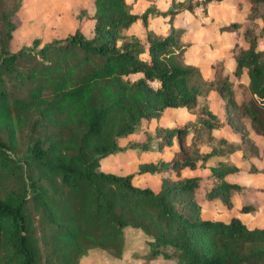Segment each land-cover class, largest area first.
I'll use <instances>...</instances> for the list:
<instances>
[{"label": "trees", "instance_id": "trees-1", "mask_svg": "<svg viewBox=\"0 0 264 264\" xmlns=\"http://www.w3.org/2000/svg\"><path fill=\"white\" fill-rule=\"evenodd\" d=\"M220 1L170 0L165 12L148 7L135 14L126 0H92L93 14L78 12L72 34L45 44L33 39L15 52L10 51L14 11L0 12V264H79L91 249L121 258L126 229L143 234L146 261L264 264V228L248 229L236 215L227 223L201 215L203 199H218L232 210L234 194L242 201L240 213L255 210L246 200L247 188L226 180L237 168L219 162L209 168L208 183L180 177L198 162L204 167L215 153L200 155L185 143L192 129L219 127L207 106H198L211 90L223 100L226 122L243 144L258 153L245 119L264 139V50L258 49L260 39L264 45V11L259 14L264 0H247L249 23L259 20L262 26L247 25L242 35L248 48L233 50L234 75L247 72L248 99L236 102L219 68L207 82L199 68L183 62L188 45L180 42L174 17ZM154 16L169 17V34L160 37L148 29ZM88 18L90 38L82 33ZM138 20L146 32L148 61L140 58L139 40L124 34ZM239 28L231 23L222 31ZM136 74L140 77L130 79ZM172 108L195 113L197 125L156 128L129 145L141 152L161 150L176 138L179 150L170 161L141 164L125 175L100 170L103 159L122 150L119 138L142 132L143 121ZM146 173L161 175L157 192L133 184L136 175Z\"/></svg>", "mask_w": 264, "mask_h": 264}, {"label": "crops", "instance_id": "crops-1", "mask_svg": "<svg viewBox=\"0 0 264 264\" xmlns=\"http://www.w3.org/2000/svg\"><path fill=\"white\" fill-rule=\"evenodd\" d=\"M92 1V0H91ZM126 2L130 5L132 13L141 14L142 12L133 11V8L130 4L129 0ZM93 6V4H92ZM94 7H92L91 12L88 13L89 17L93 14ZM166 11V10H165ZM164 11V12H165ZM231 13H230V12ZM250 13V4L247 0H222L216 3L208 4L205 9L202 7L195 8L192 12H182L177 14L173 19V27L174 29L181 32L180 42L182 44L188 45L184 55L183 62L186 65L195 66L199 68L200 74L202 78L207 82H212L216 79V69L219 68L221 76L225 77L231 84L232 88L235 90V99L237 103H241V101L246 100L250 97L249 92L247 91L248 87V76L246 70H242L240 77H236L234 75L235 71V62L233 56L234 47L237 45L238 48L243 50L248 48V43L244 40L242 35L243 29L249 24L248 15ZM158 17V16H157ZM155 17V18H157ZM154 17L148 18V29L153 32L156 36L164 37L170 32V27L168 24V16L162 17L161 21L164 24L159 29L154 26V22H152ZM90 22L91 27L88 33H85L83 27L85 23ZM230 23H238L240 28L237 31H223L222 33L217 30L221 27L227 26ZM92 28H93V20L90 18L84 19L82 26V33L85 37L90 38L92 36ZM191 31V33H190ZM124 34L130 37H135L139 40L141 45L144 47V53L140 55V58L144 61L149 60L148 55V43L146 40V32L144 27L142 26L141 20L133 23L128 29L124 30ZM140 77L139 74L132 75L130 79H135ZM157 83H153V86H157ZM216 100H218L216 102ZM216 102V103H215ZM218 104V108L220 111L214 107ZM223 100L220 98L218 93L215 90L209 91L203 98L199 101V107L206 105L207 109L211 114L216 116L217 122L219 123L218 128H213L210 131L207 130H190L185 137V143L188 147L194 146L197 148L198 153L208 154L212 150L215 151L212 157H210L204 164V167H200V162H198L197 167L194 169L184 168L189 170H198L201 172L202 180H205L206 183L210 180V167L215 166L219 162H224L229 165H233L238 169L239 172H243L247 176V180L245 181V185H240L242 187L247 188V186H251L253 188H257L259 190L260 195L264 190V174L263 173H252L251 170L253 168L256 169L257 162L259 163L261 159L263 160L264 154V139L257 135L249 125V121L244 120L246 129L248 130V139L253 143V145L258 149V153H255L250 150V148L241 142V139L238 134H236L231 127L226 122V114L223 107ZM172 113H177L181 115L183 120L191 126L197 125V115L192 113L184 108H172L164 110L161 117L158 119H151L150 121H143L141 125L142 132L134 133L127 135L125 137L118 139V147L122 149L115 155H111L114 159L117 157H121L126 155L129 152H132L137 158H144L143 156L146 153L150 154H159L164 155V153L168 152L167 160L160 157L161 160L153 161V163H157L159 161L168 162L171 160L174 152H177L178 142L177 139H173V144L170 147H165L161 150L152 148L147 151H137L129 148V145L135 142H142L144 140V132L149 134H154L156 128L161 129H180L179 118L175 119V117H171ZM182 125V126H183ZM182 128V127H181ZM142 138L140 139V136ZM209 137L214 139L213 142L209 141ZM220 140L224 142H220ZM125 142V143H124ZM124 143V144H123ZM242 144L243 148H240ZM127 147V148H126ZM233 147V148H232ZM237 160V163H235ZM141 162V161H140ZM152 163L151 161L141 162V164ZM138 165V166H139ZM239 165V166H238ZM137 166V167H138ZM258 170L262 171L264 169V164L258 165ZM180 172L181 178H190L189 176H184L182 171ZM129 174V173H126ZM116 175H125V174H116ZM154 176L158 175V183L155 189H152L154 192L159 190L161 175L160 174H141L138 176ZM236 175L231 174L226 177L227 182H230L228 179L230 177ZM174 177V175H172ZM133 184L138 187H148L147 185H140L138 183ZM238 184V183H236ZM239 185V184H238ZM150 188V187H148ZM249 188V187H248ZM259 188V189H258ZM151 189V188H150ZM262 192V193H261ZM203 199V197H202ZM233 202V209L228 210L220 200L216 199L213 201H205L203 199L201 206V215L205 219H209L212 221H220L224 222V219L218 218L220 216L219 212L221 210L224 212V215L227 216L226 219L230 220L232 215H236L240 218L239 209L241 207L242 201L240 197L237 196V200ZM251 203V202H249ZM252 204V203H251ZM255 210L251 213L256 212ZM218 213V214H216ZM226 223V222H224Z\"/></svg>", "mask_w": 264, "mask_h": 264}, {"label": "rangeland", "instance_id": "rangeland-1", "mask_svg": "<svg viewBox=\"0 0 264 264\" xmlns=\"http://www.w3.org/2000/svg\"><path fill=\"white\" fill-rule=\"evenodd\" d=\"M129 1L133 8V11L135 10L136 12L142 13L148 7H151L153 11L164 12L165 10H167L170 4V0ZM92 7L93 6L91 0H0V12L7 9L14 11L12 20L15 23L16 28L13 32V39L10 42V51L15 52L22 46L30 47L33 39H39L41 41V44H45L55 39H64L74 32L77 26L75 17L78 12H80L81 16H83V11L88 14L91 12ZM263 11L264 6L260 4L259 14H262ZM155 17L157 16H154V18ZM162 17L163 16H158L157 18L152 20V22H154V26L157 29L164 25L161 21ZM248 25V27L250 28L257 25V30H259L262 26V23L257 20L255 24L251 22ZM90 27V22L85 23L83 27L85 33L89 32ZM222 28L223 27L219 28L217 31L222 33ZM1 30L2 24L0 22V39ZM259 42L260 44L258 49L264 50L262 40L260 39ZM217 101L218 100H216V102ZM215 103H213L214 107L217 109V111H220V108H218L219 104L215 106ZM171 115V117H175V119L179 118L180 126L182 128L187 126L191 128L190 124L183 125V123L186 122L183 120L181 115H178L177 113H172ZM141 138L142 135L140 136V139ZM238 145H240V148H243L242 144ZM189 148L192 152L198 151L194 146H191ZM166 151L169 152V150ZM168 152L164 153V155L146 153L143 155L145 156L144 158H137V156L132 152H129L126 155L117 157L115 159L109 156L101 161L100 170L104 173L112 174L136 173L138 170L137 166L142 161H151L153 163V161L155 162L158 159L161 160L160 157L164 158V160H167L168 158L166 155L168 154ZM235 163H237V160H235ZM260 164H264V159H261L259 163L257 162L256 166L258 167V165ZM257 167L256 169H253L260 172ZM182 172L185 177H198L202 175L198 170L185 169ZM235 174L236 175L230 177V179L228 180L230 182L238 183L239 185H245V181L247 180L246 174L243 172L238 173V169ZM158 178V175H136L134 177V183H138L143 186L147 185L151 189H155L158 183ZM203 182L206 183L205 180H203ZM253 189L255 190H252L251 186H247L248 196L246 200L248 202H251L252 204H255L256 212L247 214L241 213L240 218L242 223L248 229H261L264 228V190L260 195V193H258L260 191L257 190V188ZM199 196H201V194H199ZM231 199L236 201L237 195H232ZM219 214L220 216H218V218L224 219V222L227 223L228 219H226L227 216L224 215V212L221 210ZM124 239L125 247L121 258H114L108 252L100 249H91L84 257L80 259L79 264H173V262L163 260L162 258L146 261L145 255L147 253V247L144 243V236L142 233L126 229L124 231Z\"/></svg>", "mask_w": 264, "mask_h": 264}]
</instances>
